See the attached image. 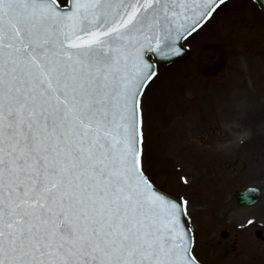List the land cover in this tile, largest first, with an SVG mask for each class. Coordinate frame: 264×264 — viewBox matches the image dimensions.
Returning a JSON list of instances; mask_svg holds the SVG:
<instances>
[{"label":"snow or ice","instance_id":"6c2138e0","mask_svg":"<svg viewBox=\"0 0 264 264\" xmlns=\"http://www.w3.org/2000/svg\"><path fill=\"white\" fill-rule=\"evenodd\" d=\"M226 2L0 0V264H200L144 98Z\"/></svg>","mask_w":264,"mask_h":264},{"label":"rangeland","instance_id":"374dc122","mask_svg":"<svg viewBox=\"0 0 264 264\" xmlns=\"http://www.w3.org/2000/svg\"><path fill=\"white\" fill-rule=\"evenodd\" d=\"M263 37L264 13L258 6L228 0L184 41L186 58L158 65L159 76L144 98V166L157 187L188 202L186 219L204 264H249L257 254L264 264V238L254 233L260 228L264 235ZM217 59L220 64H214ZM207 80L211 84H203ZM239 90L242 96L234 99ZM213 91L218 110L204 122L197 115ZM245 98L252 111L245 110ZM244 115L248 126L241 122ZM249 185L260 186L262 198L238 206L234 190Z\"/></svg>","mask_w":264,"mask_h":264},{"label":"bare ground","instance_id":"6f19581e","mask_svg":"<svg viewBox=\"0 0 264 264\" xmlns=\"http://www.w3.org/2000/svg\"><path fill=\"white\" fill-rule=\"evenodd\" d=\"M239 62H242L240 59H238ZM261 66L263 65L264 66V62H262L260 64ZM250 76H252V72L250 71ZM242 95V91L239 90L235 93V98H239L240 96ZM247 101L249 103V98H247ZM246 102V98H245V110H248V111H252L253 109L250 108L251 106ZM216 105V101L214 103L211 102V100H207L206 101V104L203 105V107H205L207 110L206 112H210L209 109H212V106H215ZM226 109L228 108V106L225 107ZM230 118V116H228ZM246 118H245V115L244 117L242 118L241 122L245 125V126H248L249 124L247 123V121H245ZM242 123H238V127L241 128L242 127ZM233 128V127H232ZM235 129H237V126L235 125L234 126ZM233 128V129H234ZM224 131V130H223ZM249 264H263L262 261H261V256L259 254L255 255V258L253 260L250 261Z\"/></svg>","mask_w":264,"mask_h":264},{"label":"water","instance_id":"95a60500","mask_svg":"<svg viewBox=\"0 0 264 264\" xmlns=\"http://www.w3.org/2000/svg\"><path fill=\"white\" fill-rule=\"evenodd\" d=\"M187 49L184 48V53L182 56L183 57L186 55ZM166 63V62H164ZM235 198L239 204H249L253 203L258 200L259 198V191L256 189H245V190H238L235 192ZM257 234L260 235L261 232L257 231Z\"/></svg>","mask_w":264,"mask_h":264}]
</instances>
